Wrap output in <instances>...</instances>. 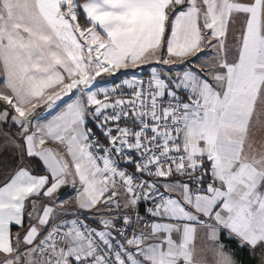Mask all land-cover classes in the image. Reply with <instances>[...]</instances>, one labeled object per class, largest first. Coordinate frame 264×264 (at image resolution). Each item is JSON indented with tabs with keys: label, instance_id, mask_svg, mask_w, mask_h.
Listing matches in <instances>:
<instances>
[{
	"label": "snow or ice",
	"instance_id": "1",
	"mask_svg": "<svg viewBox=\"0 0 264 264\" xmlns=\"http://www.w3.org/2000/svg\"><path fill=\"white\" fill-rule=\"evenodd\" d=\"M0 264H264V0H0Z\"/></svg>",
	"mask_w": 264,
	"mask_h": 264
},
{
	"label": "crops",
	"instance_id": "2",
	"mask_svg": "<svg viewBox=\"0 0 264 264\" xmlns=\"http://www.w3.org/2000/svg\"><path fill=\"white\" fill-rule=\"evenodd\" d=\"M229 248H235V245H229Z\"/></svg>",
	"mask_w": 264,
	"mask_h": 264
}]
</instances>
